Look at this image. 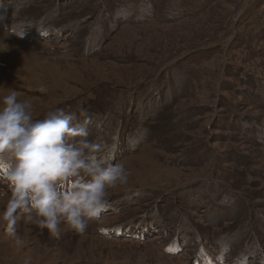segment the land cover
Masks as SVG:
<instances>
[{
  "label": "rangeland",
  "instance_id": "obj_1",
  "mask_svg": "<svg viewBox=\"0 0 264 264\" xmlns=\"http://www.w3.org/2000/svg\"><path fill=\"white\" fill-rule=\"evenodd\" d=\"M184 1L0 0V96L15 90L40 118L86 107L90 131L123 149L106 155L130 172L84 233L61 225L55 238L21 217L22 245L7 234L0 180V264H264V143L249 135L264 123V0H213L188 15ZM218 168L251 210L211 192L209 180L228 176Z\"/></svg>",
  "mask_w": 264,
  "mask_h": 264
},
{
  "label": "clouds",
  "instance_id": "obj_2",
  "mask_svg": "<svg viewBox=\"0 0 264 264\" xmlns=\"http://www.w3.org/2000/svg\"><path fill=\"white\" fill-rule=\"evenodd\" d=\"M37 91L47 88L40 85ZM79 117L74 122L76 114L64 107L36 117L33 105L19 100L15 90L0 96V180L11 190L2 219L18 245L23 244L15 228L19 218L55 238L61 225L84 233L89 221L101 218L108 190L128 182L129 170L106 155L108 145L89 139L86 107Z\"/></svg>",
  "mask_w": 264,
  "mask_h": 264
},
{
  "label": "trees",
  "instance_id": "obj_3",
  "mask_svg": "<svg viewBox=\"0 0 264 264\" xmlns=\"http://www.w3.org/2000/svg\"><path fill=\"white\" fill-rule=\"evenodd\" d=\"M190 1V3L189 2H187V0L186 1H184V5H182V7H184V13H186V15H188V14H190V11H192L193 9H196V7L194 8V6H195V4H199V3H202L203 5H208V4H210V3H212V2H214L213 0H197V2L195 3L194 1L195 0H189ZM182 3H183V1H182ZM4 7V6H3ZM207 7V6H206ZM205 7V8H206ZM204 8V9H205ZM5 9V8H4ZM116 13H112V16H113V20L114 21H116V19H120V17H118L119 15H122L123 17H124V12H122L120 9H117V10H114ZM193 11H197V10H193ZM192 11V12H193ZM194 13V12H193ZM3 20H6V19H3ZM113 20H110V21H113ZM94 21V19L93 20H91V22H93ZM111 23V22H110ZM2 23H0V25H1ZM13 29H14V31H16V32H18L20 35H21V37H23V38H31V39H33L34 41H38L37 40V37H36V35H33L32 33L33 32H27V31H20L18 28H16L15 26L13 27ZM44 31V30H43ZM51 33H50V31H49V33H48V36L50 35ZM49 42V41H48ZM56 43H58V42H54V46L56 47ZM258 85V87H259V83L257 84ZM251 86V85H250ZM253 86L254 87H256V84H253ZM252 87V86H251ZM262 96H264V94H261ZM90 103V102H89ZM106 114H108V112L106 113ZM79 119H80V117L76 114V120H75V122H77V121H79ZM173 124H175V123H173V120H172V123H169V124H167L166 126H164V127H162L161 125H160V128L162 129V130H165V129H167L168 128V130L165 132V133H167V132H169L170 130H171V127H172V125ZM89 129H90V127H89ZM142 129H143V127H142ZM254 129H257L258 130V132L257 131H254ZM253 130H251L250 132H252V133H250L249 135H250V137L253 139V137L254 136H256V138H258V141H261L262 143H264V139L262 138V136H261V134H263L264 135V123L262 124V123H260L259 125H256V127L254 128ZM139 130H141V127H140V129H138V128H134L133 130H132V133L130 134V143H129V145L127 144L126 145V147H127V149H126V151H124L123 152V155H126L127 154V152L130 150V149H135V147H137L138 146V144H139V142H140V140H138L137 141V138H136V134H137V131H139ZM144 130H145V132H146V134L148 135V138L150 139V137L152 136V134H154L153 133V130H152V128L151 127H145L144 128ZM256 132V133H254V132ZM97 132H99V130H97ZM257 134V135H256ZM134 136V137H133ZM89 139H91V140H93L94 142H104V143H106L107 145H108V147L109 148H111V149H113V150H115V152H113V154L115 155V156H118V154H119V151L121 150V151H123V149L122 148H119V149H117V147H115V144H116V142H117V137H114L113 138V142L111 141V140H107V138L105 137V138H103V136L102 135H98V134H96V133H94L93 131H90V137H89ZM149 139H144V140H149ZM174 139H176L177 141H179L180 140V138L179 137H174V138H172V140H174ZM168 140V139H167ZM206 152H207V154L209 155V154H214L215 155V160H214V162H218L217 164H216V166L218 165L219 167H222L221 166V164L219 163V161H222V159H221V157H222V155H221V153L220 152H218V151H216V150H206ZM232 159L233 160H236V158H233L232 157ZM114 160H116V157L114 158ZM114 160H113V162H114ZM217 172L218 173H216V177L218 178V175L219 174H222V173H225V168L222 170V169H217ZM226 174V173H225ZM237 174V173H236ZM226 175H228V174H226ZM239 175V174H238ZM221 176V175H220ZM232 176V174H229L226 178H225V180H222L221 179V182H220V180H216L215 179V181H212V180H209L207 183H213V185H214V188L213 189H211L212 191V193L213 194H215V195H217V196H219L220 198H221V200H225L227 197H229V196H231V199L229 200V202L231 203V201L237 196V198L238 199H240L241 200V202L243 203V205H247L248 206V209L249 210H251V205H250V199L245 195V194H240V193H238V192H236V194H232V189H233V187H232V185H230V183L229 182H227V181H230V178L229 177H231ZM239 176H242V174H240ZM243 176H245V175H243ZM242 176V177H243ZM244 180H246V182H245V185H247V184H249V185H252L253 184V182H255V181H253V178L252 177H250V175H246L245 177H244ZM259 184H262V180H259L258 179V181H257ZM241 185H244V182H242L241 183ZM231 187H232V189H231ZM263 188H264V186H262ZM249 199V200H248ZM252 213H253V211H252ZM252 213H251V218H252ZM240 215L242 216V218H244L246 221L248 220V215H246V214H244V213H240ZM244 226V228H242L241 230H240V234L242 235V239L244 238V236H249V234L251 233V231L252 230H250V227H246L245 226V224H243ZM222 236L223 235H219L218 237L219 238H222ZM176 244H177V242H176Z\"/></svg>",
  "mask_w": 264,
  "mask_h": 264
},
{
  "label": "bare ground",
  "instance_id": "obj_4",
  "mask_svg": "<svg viewBox=\"0 0 264 264\" xmlns=\"http://www.w3.org/2000/svg\"><path fill=\"white\" fill-rule=\"evenodd\" d=\"M35 241V240H34ZM31 246V245H30ZM55 252V251H54ZM60 255V254H59ZM62 257V256H61Z\"/></svg>",
  "mask_w": 264,
  "mask_h": 264
}]
</instances>
